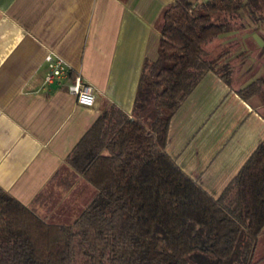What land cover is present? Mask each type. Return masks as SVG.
<instances>
[{"label":"trees","instance_id":"1","mask_svg":"<svg viewBox=\"0 0 264 264\" xmlns=\"http://www.w3.org/2000/svg\"><path fill=\"white\" fill-rule=\"evenodd\" d=\"M260 27L264 0L167 5L131 113L109 104L66 157L73 177L64 187L78 175L94 197L71 224H56L37 209L44 191L24 205L0 187V264H251L264 229V142L216 197L166 145L172 116L208 72L231 85L233 34ZM260 90L255 80L236 93Z\"/></svg>","mask_w":264,"mask_h":264},{"label":"crops","instance_id":"2","mask_svg":"<svg viewBox=\"0 0 264 264\" xmlns=\"http://www.w3.org/2000/svg\"><path fill=\"white\" fill-rule=\"evenodd\" d=\"M173 1L0 0V187L7 194L30 205L44 191L49 198L37 209L47 219L63 205L82 178L64 187L73 177L67 155L109 104L131 113L143 61L157 52L162 12ZM233 37L231 85L208 72L172 116L166 145L214 197L264 142V29ZM48 53L70 66L54 85L44 81ZM75 73L92 87V106L68 92ZM255 80L261 90L242 99L236 89ZM251 264H264V229Z\"/></svg>","mask_w":264,"mask_h":264},{"label":"rangeland","instance_id":"3","mask_svg":"<svg viewBox=\"0 0 264 264\" xmlns=\"http://www.w3.org/2000/svg\"><path fill=\"white\" fill-rule=\"evenodd\" d=\"M213 47V46H211ZM218 47L211 53V57L218 54ZM157 56V52L152 58ZM251 78V76H250ZM238 84H244L246 80H239ZM242 81V82H241ZM238 82V81H237ZM95 195V189L84 179L80 178L68 197L64 198L62 206L55 210L54 214L48 219L51 223L71 224L81 211L88 205Z\"/></svg>","mask_w":264,"mask_h":264},{"label":"built area","instance_id":"4","mask_svg":"<svg viewBox=\"0 0 264 264\" xmlns=\"http://www.w3.org/2000/svg\"><path fill=\"white\" fill-rule=\"evenodd\" d=\"M44 59L48 63L50 69V73L44 79L46 84L69 75L70 66L62 57L53 53H48ZM67 90L74 96L79 105L88 107L93 105L94 93L92 87L84 82L79 73H75L71 76Z\"/></svg>","mask_w":264,"mask_h":264},{"label":"water","instance_id":"5","mask_svg":"<svg viewBox=\"0 0 264 264\" xmlns=\"http://www.w3.org/2000/svg\"><path fill=\"white\" fill-rule=\"evenodd\" d=\"M55 82H56V81L53 82V85H54ZM51 86H52V84H51Z\"/></svg>","mask_w":264,"mask_h":264}]
</instances>
